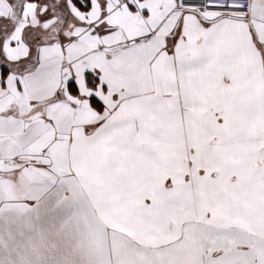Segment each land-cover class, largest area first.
I'll list each match as a JSON object with an SVG mask.
<instances>
[{"label":"snow or ice","instance_id":"6c2138e0","mask_svg":"<svg viewBox=\"0 0 264 264\" xmlns=\"http://www.w3.org/2000/svg\"><path fill=\"white\" fill-rule=\"evenodd\" d=\"M0 264H264V0H0Z\"/></svg>","mask_w":264,"mask_h":264}]
</instances>
